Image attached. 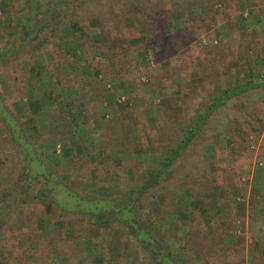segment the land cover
<instances>
[{
	"label": "trees",
	"instance_id": "trees-1",
	"mask_svg": "<svg viewBox=\"0 0 264 264\" xmlns=\"http://www.w3.org/2000/svg\"><path fill=\"white\" fill-rule=\"evenodd\" d=\"M0 5L2 26L25 25L22 34L0 48V128L3 130L4 138H7L11 147L15 148L21 162L18 171L12 176L14 178L5 180L3 187H0V264H123V258L125 260L123 253L126 250L123 235L120 234L113 243L111 241L100 243L102 229L113 218L119 221L120 228L127 229L136 236L138 242L147 251L151 264H206L197 257L200 255L199 250H202L204 255L211 254L209 252L214 250L212 253L217 257L226 251L233 252L228 248L242 250L241 243L236 241L239 237L235 235L232 227L233 225L236 227L235 220L230 227L221 225L215 217L204 224L205 229L200 237L208 238L209 245L205 243L203 247L206 245V249L201 248L203 241L190 233V223L195 220L197 214H194V210L187 209L186 201L182 204L180 195L175 190L185 188L189 194L193 193L190 196L193 198L195 193L190 186L199 183L203 187L200 188L202 192L198 194L201 196L205 190H211L206 184L212 181L214 174L209 172L200 154L195 157V168L199 170L195 174L196 177L190 176L194 173L189 169L177 174L179 172L177 167L193 151L198 139L203 138L210 120L222 108L223 103L251 91L264 90V76H256L255 69L250 63L234 70V74L243 71V77H237L234 82L226 78L219 79L212 89L206 90L208 93L203 94L199 106L172 127H168L163 121L167 112H164L159 105L161 110H157L158 114L151 117L160 123L158 131L161 132V138L156 140L153 130L156 125L151 126L146 120L149 108L155 102L148 90L149 87H145L148 83L152 84V79L148 77L147 80L134 84L135 93L140 98L136 108L130 104V96L121 100V82L125 86H130L128 80L131 77H140L138 73L141 70L134 60L136 51L142 49L138 46H130L134 47L132 50L117 47L116 40L111 38L114 36L104 31L105 23L110 20L125 23L119 16L121 9L125 17L131 16L132 21L136 22L149 9L150 0H38L37 2L31 0L30 3L23 0H0ZM5 10L7 11L4 12ZM98 11L101 12L96 17V25H92L89 23L90 14L95 15ZM182 21V27L173 23L172 28L179 31L181 28L184 29L186 18ZM52 39L58 40V45H54L50 51L46 48L49 62L43 64L38 61L35 54L38 53V48L47 46ZM129 40L127 37L124 42L128 44ZM114 46L117 48L115 49ZM94 47L101 51L105 61L97 60L96 53H92ZM24 56L26 59L23 66L18 67L16 61ZM102 64L106 69H103ZM104 76L110 77V81H105ZM11 82L18 86L17 92L20 94L25 92L29 94L33 91L35 97L40 96L51 101L53 107L51 116L43 117L38 113L30 119L34 120L35 124L24 127L22 120L24 114L11 108L6 100V89L2 84ZM162 92L161 89V95ZM74 94L77 96L76 99ZM116 100L122 102L120 104L122 117L116 130L120 133L118 137L121 139L120 144L112 142V134L107 129L99 136L90 138L88 143H82L80 137L91 128L89 125L91 114L93 118L97 117L96 115L105 118L111 108L109 103ZM77 103L88 105L89 110L92 108L90 116H76L74 107ZM131 109H134V112ZM126 113L130 116L124 117ZM126 126H131L134 132V139L131 138L128 142H124L122 136L124 135L122 130H127ZM31 128L34 132L30 138V133L25 136L27 133L24 132L27 129L31 131ZM38 136H47L48 141L52 139L51 142L62 140L68 143L71 142V137H76L80 141L82 150L80 156L72 152V158L85 160L92 150L95 152L99 148L103 156L101 161H104L102 165L112 170V178L118 179V189L101 193V190L97 189L106 185L100 181H93L88 185L87 180L80 184L70 179L68 182L59 181L63 192L62 198L55 199L47 195L38 188V185L47 184L45 170L41 169L39 174L34 175L28 171L30 169L28 162L35 161L38 155V143L34 139ZM225 138L228 139V144H231V133ZM102 143L104 145H101ZM201 144L203 145V142ZM113 155H116V158L112 157ZM126 156H134L135 161L138 160L123 169L121 162ZM4 161L5 159H0V171L4 170L2 167ZM38 161L42 167L45 165L41 156ZM114 166L121 169L122 173L116 171ZM188 176L193 179H188ZM24 179L29 184L35 183L37 186L24 191L22 185ZM170 180V185L168 183L164 186L165 194L162 201L156 202L159 196L156 189ZM252 181L258 188L256 203L258 208H261L260 214L264 219V165L260 171L254 172ZM47 197L51 200H44ZM40 200L46 201L50 210L44 209L43 217H48L50 221H63V225L56 229L59 235L57 237L47 238L44 233L43 237L38 238L36 234L31 233L38 222L35 219L37 211L35 204ZM176 201H180L181 205L175 203ZM47 212H50L49 215ZM131 218L134 224L131 223ZM68 230H74L78 236L87 241L85 249L78 246L80 251H76L69 246L71 239L68 238ZM151 238H156L158 243H154ZM251 239L249 250H253L255 260L259 262L264 259V233L261 229L252 231ZM170 241L176 243L180 252L189 249L194 253L193 257L183 259L181 253L173 251ZM38 242L44 245L40 253H38ZM22 246H27L26 250L30 251L29 258L18 256ZM99 247L101 249L95 255L94 251ZM118 249L120 254L118 252L116 254ZM155 250L164 253L165 262L155 259ZM124 264L128 262L124 261Z\"/></svg>",
	"mask_w": 264,
	"mask_h": 264
},
{
	"label": "rangeland",
	"instance_id": "rangeland-1",
	"mask_svg": "<svg viewBox=\"0 0 264 264\" xmlns=\"http://www.w3.org/2000/svg\"><path fill=\"white\" fill-rule=\"evenodd\" d=\"M23 1L31 2V0ZM37 1L35 0V2ZM146 11L145 15L141 17L144 19L139 18L133 22L132 17H125L123 9H121L119 16L125 23L110 20L105 23L104 31L108 32L110 36H114L111 38L116 40L115 45L117 47L132 50L134 47L130 46H138L142 49L136 51L134 60V63L141 70L138 73L140 77H131L128 80L130 86H125L121 82V100L123 101L125 97L130 96V104L133 107L138 105L140 98L135 93L134 84L145 81L148 77L152 79V84L148 83L145 87H149L148 90L155 102L151 104L146 120L151 126L156 125L153 128L156 140L161 138V132L158 131V124L160 123L151 117L158 114L159 105L168 114L166 117L164 116L163 121L168 127H172L177 125L183 117H188L199 106L203 94L208 93L206 90L212 89L219 79L226 78V80L230 79L231 82H234L237 77H243V71L234 74V70L241 69L250 63L255 69L256 76H264V0H150L149 9ZM100 12H96V16L90 14L89 23L96 25V17ZM184 18H186L184 29L181 28L179 31L172 28L173 23L182 27ZM24 26V24L19 25V27L15 24L2 26L0 21V48L11 39L22 34ZM93 31L94 29H92ZM189 31L192 33L188 34ZM127 37L130 39L128 44L124 42ZM57 41L52 39L47 46L38 48V53L35 56L39 62L43 64L49 62L48 50L50 51L54 45H58ZM117 47L114 46L115 49ZM118 49L121 50V48ZM92 53H96L97 60H106L101 51L96 50V47L92 49ZM25 59V56L21 57L15 64L22 67ZM106 62L110 63L109 61ZM104 65L103 69H106ZM106 77H103L104 80L110 81V77ZM2 86H5L6 100L11 108L24 114L22 116L24 127H31L32 124H35V121L30 119L38 113L43 117L45 115L51 116L53 107L48 99L40 98V96L35 97L36 94L33 91L29 94L26 92L20 94L17 92L18 86L12 82L2 84ZM88 87L90 88V86ZM161 89L162 95L160 94ZM55 90L58 92L57 88ZM74 98H77L76 94H74ZM121 100L109 103L111 108L105 118H99L98 115L93 118L92 108L89 110L88 105L84 106L80 103L75 105L74 114L76 116H90L91 114L89 119L90 130L84 132L82 136L80 135L82 143H88L90 138L99 136L102 131L107 129L112 134V142L117 145L120 144L121 139L118 138L120 133L116 130L122 117ZM131 110L134 112V109ZM129 116V113L124 115V117ZM126 128V131L121 129L122 134H124H121L125 139L124 142H128L131 138L134 139L132 127L126 126ZM28 130L24 133H27L25 136L30 133V137L34 129ZM230 133L232 142L228 144V139L225 137H228ZM34 139L38 143V155L35 157V161L28 162L30 167L28 171L34 175L35 173L39 174L41 169L45 170L47 184L38 185V188L47 195H51L55 199L62 198L63 192L59 186V181L68 182L70 179L80 184L87 180L88 185L93 181H100L106 185L104 188L97 189L98 191L101 190V193L118 189V179L112 178V170L102 165L104 161H101L103 156L99 148L95 152L91 151L89 156L91 159L87 157L83 160L71 156L72 152L80 156L82 150L79 145L80 141L76 137H71L70 143L62 142V140L51 142L52 139L48 141L47 136H38ZM197 143L188 157L179 163L177 174L189 169L194 173L190 176L196 177L195 174L199 170L195 168V157L200 154L202 160L206 162L209 172L214 175L212 181L206 184V187H210L211 190H205L201 196L198 194L202 192L200 188L203 187L199 183L190 186L195 193L193 198L190 197L193 193L189 194L185 188L175 190L180 195L182 204L186 201L187 209L194 210V214H197L195 220L190 223V233L198 239L205 229L204 224L207 221L210 222L212 217H215L221 225L230 227L235 220L236 227L232 226L233 231L239 237L236 241L242 245L240 246L242 250L228 248L233 252L226 251L218 257L212 253L214 250L207 255L202 254V250H199L200 255L197 257L206 264H264V259L256 262L253 250H249V245L252 243V231L261 229L264 233V219L260 214L261 208H258L256 203L258 188L254 186L252 181L254 172L260 171L264 165V90L251 91L239 98L225 101L222 108L210 120L203 138L198 139ZM29 151L32 150L29 149ZM0 152V159H5L4 165H2L4 170L0 171V187H3V182L12 178L18 171L21 162L15 148L11 147L7 138H4L1 128ZM40 156L45 161L43 167L38 161ZM112 157L116 158V155ZM137 160L135 161L134 156H126L121 162L122 168L125 169ZM199 166L202 167L201 164ZM114 169L120 174L122 173L118 167L114 166ZM190 176L188 179H193ZM170 182L171 180L156 189L159 192L156 202L162 201L165 194L164 186L168 183L170 185ZM22 185L24 191L37 186L35 183L29 184L25 179L22 181ZM168 189L170 190V188ZM44 200L49 201L51 199L47 197ZM44 200L35 204L37 205L35 219L38 222L31 233L36 234L38 238L43 237L44 233L47 238L57 237L59 235L56 229L63 225V221H50L48 217H43V210L48 207L46 201L42 202ZM180 201L175 203L181 205ZM46 211H50L49 208ZM49 213L47 212V215ZM132 220L131 218V223L134 222ZM105 226L102 229L100 243L110 241L113 243L120 234L123 235L124 248L126 249L123 253L125 255L123 264L124 261L128 264H151L147 251L138 242L136 236L127 229L120 228L117 219H110ZM67 235L71 239L69 246L72 249L80 251L78 246L85 249L87 241L78 236L74 230H68ZM151 240L158 243L156 238H151ZM201 240L203 241L201 248L206 249V245L204 247L203 245L205 243L209 245V239ZM31 244L35 245L34 243ZM103 246L104 244L101 245V247ZM170 246L174 252L181 253L180 255L185 260L194 255L189 249L180 252L173 241H170ZM26 247L20 248L19 253L17 252L18 256L30 257L31 253L26 250ZM43 247L44 245L38 242V253L42 251ZM101 247L94 251L95 255ZM44 249L46 250V247ZM155 251V259H161L162 262H165L164 253L160 250ZM117 252L120 254L119 249L116 250V254ZM216 257L217 261H215Z\"/></svg>",
	"mask_w": 264,
	"mask_h": 264
}]
</instances>
